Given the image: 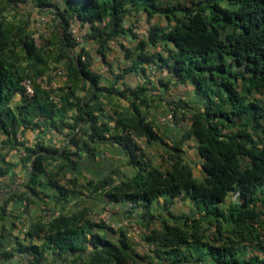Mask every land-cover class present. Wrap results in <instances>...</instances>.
Instances as JSON below:
<instances>
[{
  "label": "trees",
  "instance_id": "16d2710c",
  "mask_svg": "<svg viewBox=\"0 0 264 264\" xmlns=\"http://www.w3.org/2000/svg\"><path fill=\"white\" fill-rule=\"evenodd\" d=\"M38 3L61 27L68 82L50 90L36 86L33 95H24L23 78L48 74L50 79L52 70L23 72L18 49L21 58L41 66L42 47L24 29L16 41L10 40L12 26L0 21V148H6L0 153V180L16 165L8 158L12 151L19 152L24 170L14 187L0 183V264H50L49 256L57 264H139L141 253L134 251L124 229L94 221L91 206L82 204L86 200L95 205L120 201L140 209L143 242L153 257L169 264H264V243L259 244L261 253L239 257L232 241H206L205 230L211 227H201L202 222L215 224L222 239L226 229L221 224L233 223L227 231L247 241L260 239L251 220L264 213V0ZM141 16L150 23L146 37L132 29ZM156 18L161 21L153 22ZM126 34H132L139 51L133 57L125 48L124 58L131 57V63L103 82L91 70L92 56L85 47L76 52L75 38L82 35L96 44L98 56L109 65L111 43L121 44ZM148 45L165 47L146 53ZM144 64L166 68L171 80L191 85L198 95L201 106L169 102L188 121L177 136L161 130L155 114L149 117L155 96L147 82L127 84L128 74H146ZM113 100H125L128 109L105 111ZM42 125L63 134V144L30 145L18 139L26 129ZM188 139L200 160L198 176L184 158ZM105 144L117 160L101 159ZM150 149L156 157H147ZM97 158L103 174L97 172ZM82 169L90 175H81ZM233 193L237 199L227 210L223 204ZM76 198L79 202L67 211ZM160 198L188 200L198 217L170 211L161 218L147 215ZM29 207L39 215H28Z\"/></svg>",
  "mask_w": 264,
  "mask_h": 264
},
{
  "label": "rangeland",
  "instance_id": "374dc122",
  "mask_svg": "<svg viewBox=\"0 0 264 264\" xmlns=\"http://www.w3.org/2000/svg\"><path fill=\"white\" fill-rule=\"evenodd\" d=\"M11 0L10 4L6 3V0H1L0 6V21L3 24L7 25L9 23L12 26V35L10 36V40H15V35L17 32H20L21 29H24L28 34L33 36V39L37 45V47L41 48V56L43 59V64L41 66L34 65L32 61H28L24 58H21L20 49H18L20 59L19 65L23 72L34 71V69L40 68L44 69V72L53 71L54 69H60L63 71V75L56 77V86L52 89H56L59 86H63L64 83H67L68 80L66 78L67 63L68 56L66 55V48L63 43V39L61 38V27L59 26L55 17L49 12V9L43 5L38 3V0ZM178 0H173V2H177ZM182 2L183 0H179ZM138 21L134 20L133 33L138 36L146 37L147 29L149 27L148 20L145 19L144 16H141ZM160 18L152 19V21H161ZM43 22V23H42ZM8 27V26H7ZM78 28L75 24L72 26V33L78 32ZM121 44L118 41H113L111 43L112 51L108 55L109 65L103 62L96 52L97 45L92 41H89L81 35L80 40L75 42L78 44L76 52H78L81 46L85 47L88 51L89 56H92L91 61V69L94 72H98L103 77L111 78L113 72L121 71L126 65L131 63V57L128 59L124 58V49L127 48L132 52V56L135 57V54L139 51L137 46L135 45L134 38L132 34H126L123 39L120 40ZM151 46H146L143 51L148 53L149 51L160 50L163 51L164 45L156 46V48H150ZM151 49V50H150ZM74 51V50H73ZM74 53V52H73ZM88 56V58H89ZM147 71L146 74H142L138 71L135 75L128 74L126 77L127 84L135 85L140 83H146L147 87L150 89L153 95L155 96L154 100L150 102L149 108V117L155 114L154 119L157 121L161 130H167L168 134L170 133L173 136L174 131L171 130V127H174L175 130H178L179 133L183 131V128L188 126V121L182 116L181 108L178 106L174 107L173 102L182 101L188 103L192 106H198L200 104L198 95L194 91L193 87L188 84L176 83L170 79V74L166 68H157L154 65L147 66L144 64ZM67 81V82H66ZM107 81V80H106ZM78 93L81 91V87L78 88ZM15 102L19 100V94H16L14 97ZM15 102L12 105H15ZM171 102V103H169ZM171 104V105H170ZM184 105V104H183ZM113 106H117L120 109H128L127 102L125 100L117 101L113 100L110 105L105 104L104 110L108 111L109 108ZM169 106L173 107V116L170 122H160L159 119L166 114ZM175 108V109H174ZM160 112V113H159ZM20 134L17 135L18 139L20 138ZM2 138H0L1 140ZM65 139V136L64 138ZM20 140V139H19ZM64 140H62L63 142ZM139 143H142L139 141ZM192 144L191 140H186L185 145V154L184 158L186 162L191 166L196 176L199 175L200 169V160L196 155L195 151L190 146ZM58 146L60 144H57ZM1 147V142H0ZM1 149V148H0ZM2 150V149H1ZM0 150V151H1ZM147 157H156L157 152L154 149H150L146 151ZM10 158V156H8ZM4 184L8 186H13V182L9 179V176L6 175L0 180ZM86 192V191H85ZM87 199V198H85ZM106 199V198H105ZM237 199L236 195L229 194L227 197V201L223 204V207L227 210L233 209V203ZM74 199L70 202L72 208L74 204L78 202ZM76 201V202H75ZM91 206L89 209V216L94 221H103L106 224L110 225L114 229L122 228L124 229L126 236L130 239V242L133 244L134 251L136 253H141L142 258H137L140 262L139 264H166L168 261L161 260L159 258L153 257V254L148 250L147 245L143 242L142 236L144 229L142 226L138 224V219L140 218V209H134L130 206V203L124 204L123 202H99V204L95 205V203L89 204L88 201L82 202V204ZM69 207V206H68ZM67 207V211L71 208ZM130 210V212H126ZM148 214H156L159 218L167 215L168 211H170L174 215L185 214L190 218L198 217V214L192 204L188 200L178 198L173 202H168V200L164 198H160L158 201L154 202L152 206L148 209ZM59 211L49 212L46 217L55 216ZM259 212V211H258ZM224 221H222L223 223ZM251 224L256 228L258 233L260 234L259 241L258 240H244L241 235H234L230 231H227V228L232 227L231 225H226V223L221 224L222 228L226 229L222 232V239L217 238V233L215 230V224L209 225L207 222H202L201 227H211L205 230V240L213 243H222V241H232L234 244V249L239 253V257H248L253 253H261L259 244L264 243V213H259L257 217V221L253 222L251 220ZM241 234L247 235V228L241 227ZM145 254H149L148 258H146ZM169 264V263H168ZM190 264H209L205 262L200 263H190Z\"/></svg>",
  "mask_w": 264,
  "mask_h": 264
},
{
  "label": "crops",
  "instance_id": "0c3cea01",
  "mask_svg": "<svg viewBox=\"0 0 264 264\" xmlns=\"http://www.w3.org/2000/svg\"><path fill=\"white\" fill-rule=\"evenodd\" d=\"M91 70L94 71L93 69H91ZM96 73H98V72H96ZM107 79H112V75H111V78H107V77L104 78L102 75V81L103 82H107L106 81ZM103 100L104 99H100L99 102L101 103ZM167 130H169V129H167ZM171 130L174 131L173 136H177L179 134L178 130H175L174 127H171L170 131ZM19 136H20V138H19L20 140L27 141V143L30 145H32L36 141H41L44 144H50L53 146H58L57 144L61 145L64 142V141L62 142V140H64L63 134L57 133L51 127L45 126V125H42L39 128H28L24 131L23 134H20ZM107 147H109L108 144L103 145V150L100 153L101 159L102 160H108V159L117 160V158H118L117 154L113 153L112 150H108ZM5 149L3 148L0 151V153H2V154L5 153L6 152ZM101 149H102V147H101ZM18 154H19L18 151H12L9 154V156H10L9 159H12L16 163L13 171L10 173V175H8L9 179L14 183L13 187L23 179V175H24V170H22L21 166L19 165V160H18L19 155ZM98 160H99V158L96 159V161H98ZM100 168H101V171H100ZM98 169H99V171H97V172H99V174H103V164L100 160H99ZM86 174L90 175L88 172H86V170L82 169L81 175L84 176ZM0 183L5 185V186H8L7 184H4L1 181H0ZM8 187H11V185H9ZM82 197H84V196H82ZM75 200H77V198ZM71 206H73V205L69 204V207L68 206L67 207L72 208ZM27 214L30 216H32V215L38 216L39 212L36 211L35 207H29ZM27 214H25V215H27ZM48 261L50 262V264H57V261L54 260L52 256L48 257ZM63 264H67V263H63Z\"/></svg>",
  "mask_w": 264,
  "mask_h": 264
},
{
  "label": "built area",
  "instance_id": "2783aa9c",
  "mask_svg": "<svg viewBox=\"0 0 264 264\" xmlns=\"http://www.w3.org/2000/svg\"><path fill=\"white\" fill-rule=\"evenodd\" d=\"M43 23V22H42ZM77 41L80 40V36H76ZM51 78L49 79L48 74L36 76V77H25L20 81V85L24 95L31 96L35 91V87L39 86L43 89L50 90L56 86V77L63 75V71L60 69H54L51 72ZM173 114V107L169 106L166 114H164L159 121L170 122Z\"/></svg>",
  "mask_w": 264,
  "mask_h": 264
}]
</instances>
